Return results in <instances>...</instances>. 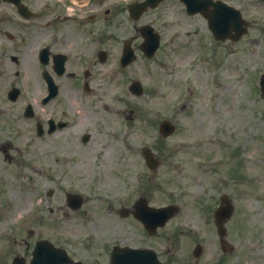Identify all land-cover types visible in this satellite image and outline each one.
I'll return each instance as SVG.
<instances>
[{"label":"flooded vegetation","instance_id":"flooded-vegetation-1","mask_svg":"<svg viewBox=\"0 0 264 264\" xmlns=\"http://www.w3.org/2000/svg\"><path fill=\"white\" fill-rule=\"evenodd\" d=\"M145 1L0 0V169L10 164L28 169L22 173L25 181L20 199L23 208L34 211L20 221L19 252L10 253L3 264H11L16 256V264H31L32 252L41 240H48L59 252L42 245L37 264H109L115 247L154 248L165 261L185 252V241L179 235L171 237L168 225L152 233L144 228L136 218L135 201L100 204L81 225L68 220L59 225L35 214L43 210V174L50 180L61 173L72 177L74 164L68 156L75 146L104 143L106 126L121 127L123 121L131 126L136 121V116H126L121 108L110 109V113L98 108L94 97L100 69L112 59L119 65L125 40L136 49L140 28H155L156 10L164 15L172 0L141 9L139 4ZM173 1L182 5L187 17H202L187 15L181 1ZM218 1L206 0L205 10L213 12ZM238 1L243 4L246 0ZM249 15L251 29L264 34V17ZM114 164L117 172L113 175L125 182L137 160L118 159ZM54 194L51 191L46 198L50 203ZM67 227L90 232L79 236L70 234ZM164 241L167 245L161 250L157 245Z\"/></svg>","mask_w":264,"mask_h":264},{"label":"rangeland","instance_id":"rangeland-1","mask_svg":"<svg viewBox=\"0 0 264 264\" xmlns=\"http://www.w3.org/2000/svg\"><path fill=\"white\" fill-rule=\"evenodd\" d=\"M171 32L172 29H164L165 34L171 35ZM247 38V42L241 41L230 48L212 44L211 49L215 50L218 61L214 68L215 72L218 68V84L217 87L209 85V90L207 82L211 67L206 65L207 60L199 61L193 69L188 67V57L206 56L210 52L209 46L188 45L183 38H178L171 46L165 43L152 61L138 60L125 72L128 76L118 83H104V89L122 92L121 101L109 96L105 98L107 110L118 106L138 110V148L129 147L127 139L130 137L126 139L120 128H109L110 137H115L112 139L115 145L110 150L111 156L114 149L117 156L137 155L138 172L145 171L141 158L142 145L153 143L157 135L155 127H151L153 131L144 129L140 115L147 114L149 119L155 117L156 120L170 118L177 123L178 133L160 145L166 146L157 150L152 148L161 160L152 178L155 202L167 199L162 195V191L166 190L170 193L168 199L171 202L183 208L190 204L187 213H191L188 218V226H191V221L195 224L192 212L196 207L200 208L198 204L203 203V199H215L226 194L234 200L237 216L234 215L233 221L237 226H233L229 233L235 254H238L232 257L234 264H241L242 261L236 263L234 259L239 257L240 260L243 255L247 261L242 264L264 261V98L259 95L256 81L264 72V37L252 35ZM130 79L141 81L144 87L142 96H129L126 86ZM184 102L188 111H178ZM176 142L181 146H175ZM106 149L107 144H79L72 154L74 158L85 154L108 160L105 158ZM239 150L246 159L240 162L243 173L240 170L232 175L229 167L234 166L233 158H239ZM132 179L138 183L137 179ZM18 186L19 177L9 175L4 192H1L3 196L0 194L10 209L20 206ZM18 209L10 217H5L1 231L11 223L10 220L19 218L21 207ZM197 224L200 226L199 235H202L206 226L200 221ZM205 234L207 238L205 242L202 240V259L211 261L215 252L212 240L208 238L214 236ZM2 240L0 246L5 245Z\"/></svg>","mask_w":264,"mask_h":264},{"label":"water","instance_id":"water-1","mask_svg":"<svg viewBox=\"0 0 264 264\" xmlns=\"http://www.w3.org/2000/svg\"><path fill=\"white\" fill-rule=\"evenodd\" d=\"M262 85H263V90H264V77L262 79ZM147 154V153H146ZM136 264V263H135ZM139 264V263H138Z\"/></svg>","mask_w":264,"mask_h":264}]
</instances>
